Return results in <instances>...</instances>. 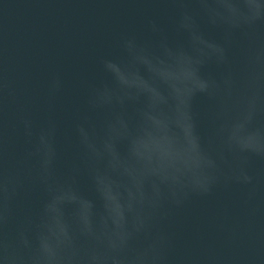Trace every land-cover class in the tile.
<instances>
[{"label":"clouds","instance_id":"obj_1","mask_svg":"<svg viewBox=\"0 0 264 264\" xmlns=\"http://www.w3.org/2000/svg\"><path fill=\"white\" fill-rule=\"evenodd\" d=\"M168 2L181 39L150 20L157 39L126 35L118 57L101 58L104 79L89 87L74 123L81 155L63 174L51 116L36 126L21 106L28 146L12 153L5 117L17 89L0 67V264H171L172 209L220 184L253 183L250 162L264 160V0ZM237 37L246 43L235 59ZM62 90L54 76L49 99ZM199 97L216 108L207 135ZM81 176L95 196L81 190ZM33 188L43 193L38 211L17 219L18 200Z\"/></svg>","mask_w":264,"mask_h":264},{"label":"water","instance_id":"obj_2","mask_svg":"<svg viewBox=\"0 0 264 264\" xmlns=\"http://www.w3.org/2000/svg\"><path fill=\"white\" fill-rule=\"evenodd\" d=\"M177 11L168 0H0V67L17 89L5 117L12 153L20 156L28 146L19 124L21 106L36 126L51 116L58 125L56 167L63 174L81 155L74 123L86 109L89 87L104 79L101 58L118 57L119 42L126 35L157 39L149 30L150 20L164 28L169 40L181 39L174 30ZM201 24L210 38L222 40V33ZM257 31L264 34V26ZM243 43L236 38L230 50L233 58H239ZM206 71L218 69L210 65ZM57 75L63 90L50 100L48 85ZM195 103L201 131L207 135L215 104L206 97ZM102 118L93 116L97 123ZM248 170L254 176L251 185L220 184L210 195L193 196L183 208L171 210L166 225L174 244L171 264H264V160L252 159ZM80 188L95 196L86 176H81ZM42 199L38 188L22 195L17 219L35 214Z\"/></svg>","mask_w":264,"mask_h":264}]
</instances>
